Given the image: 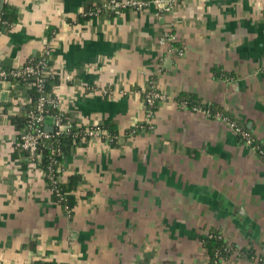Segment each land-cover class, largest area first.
<instances>
[{
    "label": "crops",
    "instance_id": "crops-1",
    "mask_svg": "<svg viewBox=\"0 0 264 264\" xmlns=\"http://www.w3.org/2000/svg\"><path fill=\"white\" fill-rule=\"evenodd\" d=\"M98 1L7 0L18 17L0 28V67L49 48L58 108L118 133L61 165L62 179L81 176L68 213L11 157L30 86L0 81V264H208L212 233L230 249L223 264H264V162L223 121L177 99L212 104L264 148V0L95 14ZM168 32L176 40L160 43ZM152 86L165 98L149 117Z\"/></svg>",
    "mask_w": 264,
    "mask_h": 264
},
{
    "label": "built area",
    "instance_id": "built-area-1",
    "mask_svg": "<svg viewBox=\"0 0 264 264\" xmlns=\"http://www.w3.org/2000/svg\"><path fill=\"white\" fill-rule=\"evenodd\" d=\"M178 1L180 0H99L94 13L96 14L102 10H107L109 12H123L128 9L141 11L151 5L156 7L158 11L167 12L170 11ZM175 40V35L168 32L165 33L159 41L160 43H173ZM184 48V46L178 48L177 53L181 54L185 50ZM48 60H51V51L49 48L45 47L41 50L40 59L36 62L31 61L26 64L13 66L11 68L0 67V81L4 83L11 80L20 82L30 78L34 79V84L36 85L39 95L34 108H31L26 113L25 127L21 131L17 132V136L11 145V151L16 149L25 151L26 155L21 157V159L28 162L27 165L29 170L39 172L45 180L46 185L48 182L51 183L50 185H47L51 193L55 192L57 197H61V194L56 188L57 183L62 179L61 173L63 169L61 164H58L55 168H51V166H49L46 171L39 167L41 158L39 148L40 145H42V141L49 139L53 134H58L63 131L70 132L69 122L64 119L63 112L58 108V99H56V97H51L44 91L45 81L56 75V72L52 68L51 64H48ZM152 87L145 92V100L148 106L149 117L152 115V105L157 103L158 100H163L165 98L162 93ZM103 92L106 93L107 89H103ZM180 103L182 106H185L184 102ZM48 107H55L59 110L58 113L53 114L51 117L52 130L50 131L45 127ZM193 110H200L208 116H214L215 118L223 121L236 136L242 139V141L246 145L250 146L252 150H255L264 162V150L258 148L251 133L241 128L234 120L230 119L227 115H224L221 112L211 114L209 110L202 108H194ZM78 130L79 131H76L73 134L75 136L79 134L83 135V137L87 139V142H90L91 140H105L110 142L111 140L104 135V131L98 124H87ZM67 212L70 213L71 211L68 209ZM208 236H211V234Z\"/></svg>",
    "mask_w": 264,
    "mask_h": 264
},
{
    "label": "trees",
    "instance_id": "trees-1",
    "mask_svg": "<svg viewBox=\"0 0 264 264\" xmlns=\"http://www.w3.org/2000/svg\"><path fill=\"white\" fill-rule=\"evenodd\" d=\"M99 2V1H98ZM102 12H108L111 14H115L116 12H109L107 10H102ZM18 17V12L15 7L9 4L7 1L3 0L0 7V28L9 26L11 23L15 22ZM40 59V55L36 56L32 61L36 62ZM48 64H51V60H48ZM14 81V80H11ZM18 83L27 84L30 86L29 93L31 95V102L26 106L25 112L34 108L35 102L38 98L39 93L37 92L36 85L34 84V79L30 78L25 81H20ZM60 83V79L55 75L52 78H49L45 81V93H48L51 97H56L54 94V88L58 86ZM179 102H184L185 106L188 109L193 110L194 108H202L209 110L211 114L218 112L217 108H215L212 104H206L200 102V100L191 93L182 92L177 96ZM157 103H154L151 107L152 114L156 109ZM58 109L55 107H48L47 116L52 117L53 114L58 113ZM221 112V111H219ZM223 113V112H221ZM26 117V115H25ZM25 117L24 113L18 116H14L12 118V122L15 125V128L18 130H22L25 127ZM64 119L69 122L70 132H60L58 134H53L49 139L43 140L42 145H40L39 151L41 152V158L39 162V167L46 171L49 166L51 168H55L58 164H63L66 158L74 152L77 147L84 146L87 144V139L83 137V135L79 134L75 136L73 133L79 131L81 127H84L85 124H78L76 121L70 120L66 113H63ZM241 128L249 131L244 125H241L236 122ZM99 125V124H98ZM104 131V135L110 138V144L115 145V136L118 133L117 127L111 123L110 121H103L101 125H99ZM255 144L258 148L264 150L263 146L255 140ZM26 155V152L20 149L13 150L11 157H23ZM27 161L23 160L24 167L27 166ZM81 181V176L78 173H72L66 175L61 179L56 188L58 192L61 194V197H57L55 192L52 193V198L54 201L60 204L64 211L67 212L73 209L76 203V189L78 184ZM51 183L48 182L47 185ZM203 244L206 247L208 256H209V264H223L225 258L230 253V249L226 242L220 237L218 234L212 233L211 236H206L203 239ZM220 259V260H217ZM32 264H50L49 262L42 261L40 259L35 260Z\"/></svg>",
    "mask_w": 264,
    "mask_h": 264
}]
</instances>
